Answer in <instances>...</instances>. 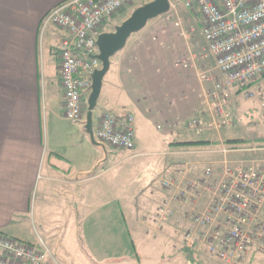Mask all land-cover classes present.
<instances>
[{
	"label": "crops",
	"instance_id": "1",
	"mask_svg": "<svg viewBox=\"0 0 264 264\" xmlns=\"http://www.w3.org/2000/svg\"><path fill=\"white\" fill-rule=\"evenodd\" d=\"M60 1L0 0V231L34 244L41 239L50 252L45 264H228L197 243H183L175 232L184 223L183 207L173 203L172 214L158 215L169 195L162 179L185 163L194 168L197 159L183 156L203 151L169 149L164 133L154 136L147 121L152 123L149 118L154 114L156 127L163 122L166 136L181 134L170 126L179 121V129H184L182 118L191 108L186 94L189 87L175 91L166 71L170 60L156 58L159 71L152 76L156 84L142 100L129 86L130 76L132 86L140 77L129 75L124 64L113 67L115 59H111L99 97L103 109L95 121L106 109L135 110V156L98 149L94 156L86 121L71 122L64 115L55 48L61 31L53 25L41 26L43 15ZM152 20L135 33L146 44L160 32L156 25L149 27ZM196 27L201 30L202 22ZM119 58L124 60V56ZM214 67L215 62L209 69ZM254 110L252 102L233 97V116L239 120L250 116L252 121L246 124L258 128L260 117H255ZM142 130L144 144L164 149L144 152L136 138V131ZM146 155L160 157L144 165L131 162ZM210 158H202L189 176L200 175V166L206 167L204 161ZM125 162H129L124 172L132 181L130 188L118 179L119 171L99 181ZM110 206L111 214L106 210ZM245 264H264V255H255Z\"/></svg>",
	"mask_w": 264,
	"mask_h": 264
},
{
	"label": "built area",
	"instance_id": "2",
	"mask_svg": "<svg viewBox=\"0 0 264 264\" xmlns=\"http://www.w3.org/2000/svg\"><path fill=\"white\" fill-rule=\"evenodd\" d=\"M134 1L62 0L43 15L42 28L53 25L61 31L55 48L67 120H85L92 74L101 67L96 43L101 26ZM183 7L202 22L201 33L215 62L214 70H196L200 97L212 120L206 123L202 114L193 115L184 128L201 133L206 125L217 132L232 126L234 96L252 102L264 126V0H183ZM174 26L189 38L181 18ZM194 64L191 53L176 63L180 69ZM172 125L177 129L181 122ZM134 126L129 108L106 109L93 125V137L104 150L128 152L130 158L135 156ZM261 150L264 141L222 140L212 150L224 159L217 169L210 165L194 178L189 176L194 168L188 163L173 170L162 179L169 195L158 215L172 214L173 203L183 207L184 223L177 226L176 234L185 245H208V252L226 263L245 264L255 255H264V158L235 165L227 160L228 154ZM203 192L209 199L196 211ZM49 256L41 239L34 244L0 231V264H45Z\"/></svg>",
	"mask_w": 264,
	"mask_h": 264
},
{
	"label": "rangeland",
	"instance_id": "3",
	"mask_svg": "<svg viewBox=\"0 0 264 264\" xmlns=\"http://www.w3.org/2000/svg\"><path fill=\"white\" fill-rule=\"evenodd\" d=\"M151 0H135L132 4L129 6H126L123 10L115 14L108 22L104 23V25L101 26V32H110L113 31L116 25H119L122 21H124L129 15L132 13V11L137 8L138 6L142 5L145 2H149ZM186 10L183 7V0H172V7L171 10L169 9L168 12L160 15L156 19L152 20L149 23V27L155 26L157 29H159L160 32L156 31L155 36L153 37V40L151 43L142 42L139 38V35L132 34L126 43V47L123 48L125 50L117 52L111 59H115L114 62H112L113 67H118L119 65H125L127 67V70H129V75H133L140 77L138 81H134V86L131 85V82L133 83V76H130V92L134 93L136 96L137 94L140 96L142 100H144L145 96L148 97V95H151V90L154 89V86L156 84V80L152 78L159 70L156 67L159 66L157 63H155V59L160 58H167L170 60L171 66L166 70L167 75L169 76L171 80V87L175 90L180 91L185 90V87H189L187 91V99L189 104L191 105L189 115H185L184 119L187 121L191 116L193 115H201L204 120V122L209 123L212 119L205 109L202 99L200 97L201 93V85L198 81L196 70H208L214 65L213 60L211 59L208 50L206 42L202 36L201 30H199L196 27V21L193 18H190L188 14H186ZM181 18L182 24L184 29L189 33V38H185L182 36L179 31L174 26L175 21ZM188 19V20H187ZM189 53L194 56V66L190 67L188 69H180L177 67L176 63L178 60L182 58L189 57ZM124 56V60H120L119 57ZM131 57V58H130ZM119 58V59H118ZM153 58V59H152ZM118 61V63H117ZM126 63V64H125ZM129 68V69H128ZM163 71V70H160ZM177 89V90H176ZM105 91V88L103 89ZM85 108V116L87 112L88 104L86 103ZM148 102L145 104H142V107H147ZM103 109L101 102L98 100V103L93 111V125L95 123V119L97 117L98 111ZM131 110V109H130ZM133 110V109H132ZM134 116H136V111L133 110ZM144 111H142L143 113ZM253 114L255 117H259V112L257 109L254 110ZM84 116V119H85ZM237 116V114H236ZM142 120L144 122V118L142 115ZM180 118L181 117H177ZM175 118V119H177ZM150 123L147 121V126L150 128L152 134L154 136L159 137L162 133H164L166 138V146L170 149L172 146L177 147L178 149H184L188 148L191 150H197V151H203L202 153H193L189 155L183 156L184 159H197L195 161H198L195 163V169H197L200 161L202 158L211 157L208 161V165L200 166L203 167V171L206 170L207 167L216 166L218 162L223 161V156L221 154H210V153H217L212 150H216L219 145V141H227V140H241L243 143H248L251 141L255 142H263L264 141V126L259 123L260 127L257 128L253 125H247L248 122L252 121L250 116H244L243 119L239 120L238 117H234L232 119V126L225 127L220 129L219 132H217L215 129L210 128L206 125L204 131L201 133H196L194 131H190L189 129H179L174 128L173 125L169 122L170 129L172 131L179 132L181 131V134H175L174 136H166V129L165 127L161 128L163 126V122L161 123V127H156V122L158 120L157 116H150ZM173 119V120H175ZM137 120V117H136ZM172 120V121H173ZM171 121V122H172ZM247 123V124H246ZM258 125V124H257ZM140 138V141L142 143V149L144 152H157L164 149V146L160 145H146L144 144V131L142 130L140 133L136 131V138ZM176 140V141H174ZM173 141L174 143H171ZM199 141H207L204 143H200ZM239 143V142H238ZM93 149L91 150L92 154L95 156L96 151L95 149H98V151H104L101 145L94 143ZM247 146V145H246ZM89 149V148H88ZM113 151V150H111ZM115 151H118L117 149ZM121 151V150H119ZM118 151V152H119ZM209 151V152H208ZM124 152V151H121ZM160 155H146L142 157H137L131 162L134 163H143L142 165L146 164L147 162L151 161L152 159L158 158ZM214 157V158H213ZM119 157L114 158V160H111L110 163L115 162ZM200 158V159H199ZM219 158V159H218ZM264 158V151H245V152H237L227 155V160L231 161V163H234V165L237 162H249L250 160L256 161L261 160ZM213 159L217 161H213ZM193 161H190V163ZM129 162H125L123 164H120L119 166L115 167V169H111L105 176H102L99 178V181L106 180L109 177H113V174L117 171H119L118 179L125 180L126 186L130 188V184L132 181L127 179V171L124 172L125 167L128 166ZM218 167H216L217 169ZM97 171L93 172V175ZM124 173V174H123ZM191 175V174H190ZM194 178V177H193ZM187 180H185L186 184ZM100 183V182H99ZM99 186V184H98ZM105 197L103 198V200ZM209 199V194L203 192L201 198L198 200V207H195L196 211L202 210V208L205 207L206 202ZM192 202V199H188V202ZM175 205L180 206L175 203ZM111 206L109 209H106L109 214L112 212ZM95 210V209H94ZM104 211V209H103ZM98 212H100V209H98ZM177 228V226H176ZM198 234H200L202 231L199 230ZM197 245L203 246L208 251V245L202 244L197 242ZM211 254V253H210ZM213 255V254H212ZM219 259V258H218ZM223 261V260H221ZM225 262V261H223ZM248 262V261H247ZM246 262V263H247ZM229 264V263H228Z\"/></svg>",
	"mask_w": 264,
	"mask_h": 264
},
{
	"label": "water",
	"instance_id": "4",
	"mask_svg": "<svg viewBox=\"0 0 264 264\" xmlns=\"http://www.w3.org/2000/svg\"><path fill=\"white\" fill-rule=\"evenodd\" d=\"M170 9L169 0H151L135 8L132 13L119 25H116L113 31L102 32L98 35L97 46L99 53L97 55L101 62V67L92 74L91 92L87 100L86 124L85 127L93 143H96L93 137V111L98 103L103 79L108 72L111 64V58L121 51L128 38L142 30L148 21L168 12Z\"/></svg>",
	"mask_w": 264,
	"mask_h": 264
},
{
	"label": "trees",
	"instance_id": "5",
	"mask_svg": "<svg viewBox=\"0 0 264 264\" xmlns=\"http://www.w3.org/2000/svg\"><path fill=\"white\" fill-rule=\"evenodd\" d=\"M229 142H242L241 140H229ZM192 252V249H189Z\"/></svg>",
	"mask_w": 264,
	"mask_h": 264
}]
</instances>
